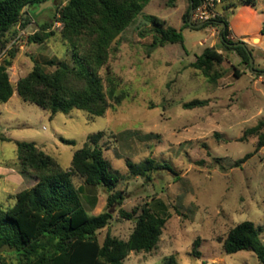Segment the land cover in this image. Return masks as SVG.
Wrapping results in <instances>:
<instances>
[{
  "label": "rangeland",
  "instance_id": "374dc122",
  "mask_svg": "<svg viewBox=\"0 0 264 264\" xmlns=\"http://www.w3.org/2000/svg\"><path fill=\"white\" fill-rule=\"evenodd\" d=\"M253 1L255 6L233 2L229 17L238 14L244 17L241 26L264 34V0ZM64 3L56 0L53 4ZM188 7L189 0H150L114 41L107 65L126 97L104 115L93 117L72 110L51 116L22 101L15 91L0 103V206H11L16 193L34 183L17 169L15 141L35 142L62 168H68L87 137L101 132L99 145L119 177L113 192H121L122 203L109 205L104 188L72 177L90 215L111 214L107 226L95 233L99 244L107 234L127 240L135 220L121 217L120 211L135 209L137 216L146 206L165 217V225L153 250L131 251L123 264H164L169 257L177 264H259L253 252L227 254L222 244L229 230L242 221H251L264 243V146L256 150L259 135L264 133V53L252 51L251 68L234 51L221 46L219 27H185L183 16ZM53 13L51 8L43 9L36 21L48 22ZM146 15L181 30L183 45L151 49L152 25ZM60 28L54 24L49 30L52 36L28 44V36L38 29L32 21L23 28L15 26L0 39V60L14 55L7 69L14 88L35 64L52 72L55 65L50 61L71 62L70 47L61 39ZM206 47L216 48L223 57L207 75L191 66ZM99 75L105 77L104 69ZM194 100L205 104L184 108ZM260 123L257 133L246 132ZM246 153L254 154L235 166ZM146 158L166 163L170 170L151 172L148 178L129 173L127 160L136 164ZM10 253L2 252L7 262L18 264Z\"/></svg>",
  "mask_w": 264,
  "mask_h": 264
},
{
  "label": "trees",
  "instance_id": "16d2710c",
  "mask_svg": "<svg viewBox=\"0 0 264 264\" xmlns=\"http://www.w3.org/2000/svg\"><path fill=\"white\" fill-rule=\"evenodd\" d=\"M45 1L0 0V39L15 26L23 28L34 21L38 29L28 36L27 43H42L53 35L49 30L59 22L61 39L70 47L71 62L50 61L51 65H55L52 72L35 64L26 76L17 80L14 88L7 72L14 56L10 53L8 58L0 60V103L7 102L15 91L22 101L48 111L51 116L72 110H83L93 117L104 115L107 109L118 105L126 97L124 91L118 90L119 81L107 65L111 45L150 0H65L63 5L54 7L55 12L48 22L38 23L36 17L40 13L34 18L29 13ZM236 1L254 4L253 0H225L220 15L198 29L219 27L221 46L234 51L240 60L250 66L248 54H252L251 49L232 45L239 41L230 38L228 9L233 8ZM196 4L197 0H189V7L183 16L187 28L191 27L189 9ZM145 18L152 25L151 49L173 43L183 45L181 30L164 26L153 15H146ZM222 60L216 48L206 47L191 66L207 75L211 67ZM101 69L105 71L104 78L99 75ZM204 104L205 101L194 100L184 104V108ZM261 124L246 132L257 133ZM101 136V132L89 135L82 147L73 153L68 168H62L35 142L15 141L17 169L34 180L30 187L16 193L11 206H0V247L8 245L15 248L10 254L16 256L18 264H123L129 252H150L156 247L166 218L146 206L140 209L137 216L135 209L120 211L121 217L135 220L127 240L107 234L99 244L95 236L97 230L107 226L111 214L101 212L90 215L81 203V189L74 186L72 177L83 178L85 185L104 188L109 193V205L121 204L124 198L120 191L113 192L119 177L103 156L99 145ZM61 141L73 143L66 139ZM262 146L264 133L259 135L256 150ZM253 154L246 153L235 161V166L244 163ZM126 166L130 174L144 178H148L151 172L170 170L168 164L157 163L151 158L136 164L127 160ZM222 247L227 254L251 251L259 264H264V243L259 229L251 221H242L232 227ZM0 264H10L2 253ZM164 264L177 262L169 257Z\"/></svg>",
  "mask_w": 264,
  "mask_h": 264
},
{
  "label": "crops",
  "instance_id": "0c3cea01",
  "mask_svg": "<svg viewBox=\"0 0 264 264\" xmlns=\"http://www.w3.org/2000/svg\"><path fill=\"white\" fill-rule=\"evenodd\" d=\"M256 1L254 2V6ZM261 11H264V2L262 5ZM258 9H254L253 13H258ZM246 17L249 19L251 15L247 14ZM244 20V17L241 18L240 15L233 13L229 17V29H230V38L232 40L242 41L248 49H251L253 52L264 53V34L260 30L248 31L245 25H240ZM252 42H256L253 44Z\"/></svg>",
  "mask_w": 264,
  "mask_h": 264
},
{
  "label": "built area",
  "instance_id": "2783aa9c",
  "mask_svg": "<svg viewBox=\"0 0 264 264\" xmlns=\"http://www.w3.org/2000/svg\"><path fill=\"white\" fill-rule=\"evenodd\" d=\"M225 0H197V4L192 7L189 21L192 24L208 23L215 20L220 15V8ZM61 27L59 22L55 23ZM19 28V25H17ZM23 32V31H22Z\"/></svg>",
  "mask_w": 264,
  "mask_h": 264
},
{
  "label": "water",
  "instance_id": "95a60500",
  "mask_svg": "<svg viewBox=\"0 0 264 264\" xmlns=\"http://www.w3.org/2000/svg\"><path fill=\"white\" fill-rule=\"evenodd\" d=\"M46 8H51V9H53V12H55V8H54V4H53V0H47V1H45V2H42L40 5H39V7H38V10L35 12V13H29L30 15H31V17H35L38 13H40L43 9H46ZM192 13V8H190L189 9V14H191ZM27 14V13H26ZM189 24L191 25V27L192 28H194V29H198V28H200V27H202L204 24L203 23H199V24H196V25H193L190 21H189ZM232 45H235V46H237V45H239V46H243V47H245V44H244V42H242V41H239V42H237V43H234V44H232ZM249 55V65H250V67L252 68V65H253V59H252V56L250 55V54H248ZM15 250V248H11V247H9L8 245H2L1 247H0V253H2V252H4V251H6V252H12V251H14Z\"/></svg>",
  "mask_w": 264,
  "mask_h": 264
}]
</instances>
